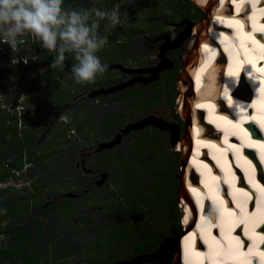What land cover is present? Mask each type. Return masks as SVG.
I'll return each mask as SVG.
<instances>
[{
  "label": "rangeland",
  "instance_id": "1",
  "mask_svg": "<svg viewBox=\"0 0 264 264\" xmlns=\"http://www.w3.org/2000/svg\"><path fill=\"white\" fill-rule=\"evenodd\" d=\"M84 2L86 0H82L75 8L97 7L111 10L115 5H119L123 23L107 33L104 30V22L100 23L98 32L107 36V43L98 55L102 62L105 58L111 59L113 64L132 73L110 71L98 80L109 76L113 79V85L128 81L123 92L128 93L127 98L106 104L101 101V104L92 105L95 110L90 113L86 110L92 106L81 111L59 112L51 134L45 139L44 144L47 148L42 151L43 156L44 153H49L50 156H44L38 161L42 164V171H36V175L34 173L29 176L24 174V162L16 170L6 167L9 161L0 162V189L4 188L2 197H18L28 193H47L58 197V194L66 191L72 192L75 189L73 187L75 180L79 179V172L73 169L74 163L65 159L63 149L66 146H71L72 142H81L83 138L80 139L79 135L85 136L88 142L95 138V134L100 137L101 134L98 133L100 130L103 131L102 135L111 134L125 125H134L143 120L147 123L121 135L113 151L117 154L116 158L111 154H95L85 161L86 168H93L95 165L106 168L107 184L101 190L94 189L82 197L77 214L69 217L64 229H60L59 224L54 225L55 231L49 248L43 246L39 249L41 251L43 248L48 249L52 254L49 253V256L36 264H122L130 258L132 260L137 256L156 252L161 242L176 239L182 233L180 223L184 221V206L180 203L177 192L180 153L174 149L170 137L172 139L175 137L173 141L181 140L185 124L180 122L184 117H180L177 112L176 99L179 94L174 80L182 69V58L189 53L194 39L193 35L185 33V29L194 22L201 21L202 10L191 0H87V5L82 7L81 4ZM38 45L36 48L39 54H44L42 51L48 53ZM2 50L3 52H0V55L4 56L2 60L10 63L15 56L20 67L16 69L17 71L10 68L5 73L0 72L1 79L5 78V74L9 75L8 77H20L26 71L30 73L32 69L38 67L29 62L23 67V57H27L29 61L35 56L34 49L29 53L28 44L20 46L18 53H12L8 47H3ZM66 56L71 61L69 64L71 67L74 63L73 57L70 54ZM40 84L39 92L42 98L51 89H58L68 101L80 86L74 85L71 79L60 80L47 87L41 82ZM30 85L31 82H27L24 88L27 89ZM28 93L33 98L38 94L34 90ZM76 93L77 96L73 99L78 103V98L86 92ZM6 95L0 97V104H5L6 109H9L14 96ZM49 105L50 103L45 108ZM71 112L74 113V119L86 116V124L97 127L84 126L76 132L74 130L76 123L72 120ZM39 116L36 120L40 123ZM51 150L54 151L53 154L50 153ZM91 157L94 163L91 162ZM70 160L76 162L77 158L73 157ZM143 163L146 165L143 166ZM159 173L163 176H158ZM11 174L13 176H10ZM134 183L144 185V193H148L147 187L150 184L156 189H160L161 185L164 190V201L167 203L174 201L177 222H172L168 217L173 215V204H167L163 209L154 208L148 203L153 205L159 203L154 199L151 201L155 203L145 202L146 195L134 201L135 211L130 204L131 198L128 197L124 204L120 196H134L137 192L136 189H131ZM68 203L69 201L65 200V203L62 201L48 210L54 211L52 214L54 220H65L62 213L69 207ZM166 215L168 219L165 218ZM23 216L24 214L20 213L19 220H22ZM6 218L1 220L0 228L8 221L16 222L18 217L11 212ZM164 232L167 234L161 236ZM45 238L47 239V235ZM151 242L154 245L149 247L148 244ZM171 242L167 241L166 245L164 244V253L159 259L138 264H162L160 260L169 252L172 264L174 253ZM6 244L5 238L2 240L0 236V246Z\"/></svg>",
  "mask_w": 264,
  "mask_h": 264
},
{
  "label": "bare ground",
  "instance_id": "2",
  "mask_svg": "<svg viewBox=\"0 0 264 264\" xmlns=\"http://www.w3.org/2000/svg\"><path fill=\"white\" fill-rule=\"evenodd\" d=\"M191 1L204 14L200 22L193 23L185 29L186 34L194 37L188 50L189 53L182 58V69L176 79L179 89L176 108L179 116L184 117L183 122L185 125L181 140L176 138L179 142L177 140L171 141L174 149L180 151L181 168L178 197L180 203L184 206V221L182 222L188 228L186 231H182L176 243L171 242V247L176 248V264H205V262L217 264L223 262V250L217 247L209 248L207 252L210 254L207 253L206 256L205 253H198L200 258H197V254L190 251L186 241L188 240V243L192 246L194 242L192 237L201 235V231L203 233L207 232L209 235L208 246H210L215 240H218L220 230L226 231L222 219V217H225L224 219L228 220L225 222L229 226L228 230L234 231L238 224L244 225L242 226L243 234L234 231V235H230L231 231H226L222 241L219 239V242L227 245L226 250L230 253L236 252L235 240L237 239L240 240L241 245H245L242 238L252 241L254 244L258 243L256 229L261 223L254 221L255 219H261L262 216L264 217V203L260 205L261 202L258 201L261 195L264 197V191H261L264 186L261 184L262 174L260 171V166H263L262 171L264 173V2H259V0ZM217 2H219L218 8ZM246 12H249V15H237ZM246 22L251 28L250 31L245 28ZM227 29H230L232 34ZM221 53L224 54L227 63L225 67L217 68L214 60L217 57L218 59L222 58ZM222 78L224 79V94L221 98H224L233 118H223L219 115L211 116L208 120L213 125L216 124L225 133L226 143L218 147L201 142L195 148H205L211 156L213 149H216L217 156L213 157L224 155L230 149H234L233 161L231 162L228 156H225L226 159H224L228 164L235 167L233 175L236 177L234 179L236 183L228 185V196L232 202L225 201L222 197L224 206L219 207L216 206L218 200L215 201L214 186L215 182L219 181L220 175L205 170L209 167L200 159L193 158V163L191 159H189V163L187 160L191 144L196 139L195 124L192 123L191 119L196 118L199 113L196 110L198 107L208 111L207 106L212 105L211 103L204 105V103H197V101H203L207 95L216 97L220 91ZM237 80H240L239 85L234 89L232 86ZM244 80L250 83L253 94H248L250 91L248 88L244 89ZM193 82L195 84L191 88ZM191 89L195 96L190 94ZM232 89L234 91L229 95ZM206 127L209 128V126ZM254 130L260 137H257ZM228 131L230 137L227 136ZM239 134L243 138L242 147L235 139ZM191 138L193 142H191ZM191 152L194 153L195 157L199 154L200 157L202 156V152ZM214 160L215 165L223 172L226 168L225 164L220 159L215 158ZM191 163L202 174L200 182L204 185V191L190 182L194 180L193 176L189 177L190 181L187 179ZM193 174L195 175L194 172ZM245 185L247 186L245 187ZM206 193L211 203L215 205L212 208L218 216L211 209L209 210V207L202 201ZM194 204H196L198 214L192 216ZM205 212H209V214ZM221 214H223L222 217ZM194 225L197 231L187 234L194 228ZM235 237L237 238L235 239ZM249 246L245 245L244 247V252L247 254H250ZM183 247L184 258L182 255ZM252 248L254 253L261 251L256 249L255 245ZM255 260L258 261L256 257ZM225 263L231 264V261H225Z\"/></svg>",
  "mask_w": 264,
  "mask_h": 264
},
{
  "label": "flooded vegetation",
  "instance_id": "3",
  "mask_svg": "<svg viewBox=\"0 0 264 264\" xmlns=\"http://www.w3.org/2000/svg\"><path fill=\"white\" fill-rule=\"evenodd\" d=\"M86 2L82 3L81 6L84 7L87 5ZM24 38L23 46H26L28 44L29 46V53L34 49L35 56H32L29 59V64H36L38 65L37 68L32 69V72L23 73L20 75V77H8L9 75L5 74V78H0V97L3 95L6 97V94L13 95L14 98L11 100V104L9 109L5 107V104H0V145L2 146L7 145V141L10 140L11 134L5 133V127L6 126H14L15 127V134L12 137L17 138L14 142H19L17 144V148L21 150L23 155V161H24V170L26 175L32 176L31 173H35L36 171H42L41 166H39V159L40 156L43 154L42 151L47 148V145L45 146L44 142L47 136L51 134L52 126L55 124L57 120V114L64 111H81L84 108L92 105H98L101 104V101H104L103 104L115 102L117 100H124L127 98L128 93H124L123 96H121L120 93L124 92L126 89V84L128 81H125L118 85H113V79L109 76L104 77V79L97 80L93 84H86V85H80L76 88V90L73 93V97L77 96L76 92H86V94H83L82 97L78 98V103L73 99L65 100V95H62L58 89H51V91H48L47 94H45V97L42 98V95H40V89L41 84H43L44 87L51 86L53 83H56L60 80H70V72L62 74V76H58L57 72L60 70L58 68H52L50 67L51 60L53 59L52 53H46L39 54L38 48L36 46L39 44L35 41L34 38L26 37ZM31 38V39H30ZM21 45V46H22ZM40 46V45H38ZM7 47L5 44H0V49ZM43 50V49H42ZM1 54V53H0ZM1 56V55H0ZM4 56L2 55L0 57V72L5 73L7 70L12 68L11 70H15L18 67H20L16 62L13 63H6L4 60H2ZM68 60V61H67ZM102 60V58H101ZM104 63H107L108 70L107 74L110 73V71L117 70L120 73L126 74L128 73V70H125L123 67L120 66V68H112L111 65L113 64L111 59L105 58ZM66 62V63H65ZM64 62V67L69 68V64L71 61L66 58V61ZM112 63V64H111ZM12 64V65H11ZM111 64V65H110ZM110 66V67H109ZM25 67V65H23ZM5 68V69H4ZM61 71V70H60ZM14 73V72H13ZM122 74V75H123ZM35 75L37 77H35ZM41 79V80H40ZM6 80H8L6 82ZM15 80V81H14ZM31 82V85L29 88H24L25 83ZM119 86L122 87L119 90L112 91V92H106V93H100L97 95H94V93H97L101 90H107L111 87ZM31 90L37 91L38 94L36 95V98L31 97L28 93ZM5 94V95H4ZM35 96V95H34ZM57 100L61 101L62 103L58 104ZM73 100V101H71ZM71 101V102H70ZM50 103V105L45 108V106ZM92 102V103H91ZM94 102V104H93ZM19 105V106H18ZM18 106V107H17ZM95 109H93V106L86 110L88 113L94 112ZM85 111V110H84ZM69 112V111H68ZM40 114V116H39ZM72 120L74 123V130L76 132H79L82 127L88 126L90 128H95L96 125L91 126L86 124V116L84 117H78V119H74V113H72ZM8 115V116H6ZM17 115V116H16ZM6 116V118H3ZM39 116V120L41 119L40 123L38 120H36V117ZM89 124V121H87ZM39 124L41 126H39ZM78 125L79 128H75V126ZM43 126V127H42ZM4 127V129H3ZM97 127V126H96ZM127 125H125L123 128H118L116 131L110 133H104L102 135L103 131L100 130L98 133L101 134L100 137H97L98 134H95V138H91L88 142L85 140V136L79 135V138L82 139L81 142H72L71 146H66L65 149V159L73 164V169L78 170L79 179L75 180L73 187L75 188L72 192L66 191L65 193L58 194L56 196L48 195L47 193L43 194H35L38 199H42V202L39 204L37 208L32 210L31 214L34 218L37 219V222L43 221L45 224L43 225L44 231L46 230V226L48 223V218L45 215H41L39 213L36 214V212H39L40 210H47L48 208H52L54 206H57L58 203L69 201L67 206H72L76 209V212H78V206L80 205L82 197H84L86 194L90 193L92 190L97 189L101 190L102 187L106 186L107 184V178L108 173L105 171L106 168H99L98 166H93V168H86L85 161L90 158V156L98 154H111L113 158L117 156L115 152H113L115 149V145L113 146H105L102 148H99L100 145L106 143H111L117 134H120L122 130L125 129ZM101 132V133H100ZM124 135V134H120ZM75 140V139H74ZM78 140V139H77ZM31 141V143H30ZM48 144V143H47ZM9 145H14V143H10ZM53 150H51L50 153L53 154ZM28 154L34 153V157L38 163H25L26 156ZM51 154V155H52ZM44 156H50L49 153H44ZM73 157L77 158L76 162L71 161ZM94 157V156H93ZM93 157H91V162H93ZM9 161L8 164H6V167L15 169L12 167V161L11 159L4 160V162ZM94 163V162H93ZM60 164V163H59ZM64 163H62L63 165ZM40 167V168H39ZM13 171V170H12ZM36 175V173H35ZM118 191V189H117ZM124 200V204H126V201L128 199V196L121 195L120 196ZM51 198V200H50ZM38 201V200H36ZM82 207V206H81ZM54 212V211H53ZM46 232V231H45ZM131 260V258H130ZM129 260V261H130ZM128 262V261H126ZM125 264V261L124 263Z\"/></svg>",
  "mask_w": 264,
  "mask_h": 264
},
{
  "label": "clouds",
  "instance_id": "4",
  "mask_svg": "<svg viewBox=\"0 0 264 264\" xmlns=\"http://www.w3.org/2000/svg\"><path fill=\"white\" fill-rule=\"evenodd\" d=\"M102 21L106 33L121 25L119 5L105 10L71 8L65 0H0V44L18 53L25 37L34 38L42 49L53 54L50 67L63 69L66 54H70L74 63L69 78L73 84H93L108 70L107 63L98 55L107 43V36L98 32ZM14 60L18 62L14 56L11 63ZM22 62L27 64V57H23ZM187 179L190 181L189 177ZM3 212L4 209H0V214ZM180 227L181 231L188 228L183 222Z\"/></svg>",
  "mask_w": 264,
  "mask_h": 264
},
{
  "label": "trees",
  "instance_id": "5",
  "mask_svg": "<svg viewBox=\"0 0 264 264\" xmlns=\"http://www.w3.org/2000/svg\"><path fill=\"white\" fill-rule=\"evenodd\" d=\"M81 1L82 0H65V4L68 7L75 8L78 5V3H80ZM201 13H202L201 15L204 14L203 11H201ZM60 70L57 72V75L60 77L62 76V74L69 72L68 68L60 69ZM174 82L176 83V79L174 80ZM120 94L121 96H123L124 93L122 92ZM57 102L58 104L62 103L60 100L59 101L57 100ZM180 122H182L181 119H180ZM75 128L78 129L79 126L76 125ZM5 133H10L13 136L15 134V127L6 126ZM12 136L10 140L6 142L7 145L5 146H2V144L0 145V162L7 160V158L11 159L12 167L15 168L13 170H16V169H19L20 165H22V162H24L22 160L24 157L22 155L21 150L16 147L19 142H14L17 140V138L12 137ZM10 143H14V145H9ZM25 156H26V159H25L26 163L28 162H31L33 164L38 163L34 157V153H31V154L27 153V155ZM41 158H44V156L41 155L40 159ZM38 165L42 167L41 163H39ZM145 165L146 164L143 163V166ZM32 174L34 173H31V175ZM10 176H13V174H11ZM158 176H163V175L159 173ZM147 184H150V183H147ZM159 187L160 189H156V187L150 184L149 187H147L148 193H144L143 192L144 185H139L138 183H134L131 189H136L137 192L134 194V196L128 195V197L131 198L130 204L132 207H134L133 210L134 211L136 210L134 201H136L139 197H142L144 195L147 196L145 199V202L155 203L154 201H156L159 203V205H156V204L153 205L152 203H148L150 204V206L154 208L163 209L165 205L167 204L174 205V201H172L171 203L170 202L167 203L166 201H164L163 199L164 190L161 187V185H159ZM3 192H4V189H0V209H4L3 214H0V222L1 220L7 219L6 216L11 214V212H12V215H16L18 218L16 222L8 221L3 225V227L0 228L1 238L2 240L3 238H5L7 242L5 246H0V264H36L37 262H39V260H42L45 257L49 256L48 254L50 253V251L48 249L43 248L42 251L39 249L40 247H43V246L49 248L51 241L53 239V232L55 231L54 225L59 224L60 229H64V226L66 227V222H68L69 217H73L74 215L77 214L75 213L76 209L72 206H69L67 208L64 207L65 212L62 213L63 215H65L64 221L54 220L52 216L53 212L48 211L50 208H48L47 210H40L39 212H36V214L39 213L41 215L47 216L48 218V223L46 226L47 228L45 232L43 229V225L45 223L43 221L37 222V219L34 218L31 214L32 210L37 208L39 204L42 202L41 198L38 199L37 197H35L36 195L32 193L22 194V195H19L18 197H10V196L2 197ZM148 195H149V198H148ZM153 199L154 201H151ZM172 209H173V215H170L168 217L171 218L172 222L175 221L176 223L177 222V212H176L175 205H174V208ZM19 212L21 214H24L22 220H19V214H20ZM165 218L168 219L167 215ZM177 228H179L178 225H177ZM166 234L167 232H164L161 234V236H165ZM45 235H47V239L45 238ZM148 245L149 247H151L154 244L153 242H151ZM51 254L52 253H50V255ZM170 257L171 255L169 252L165 255L164 259L162 258L160 260L161 263L170 264V261H171Z\"/></svg>",
  "mask_w": 264,
  "mask_h": 264
},
{
  "label": "water",
  "instance_id": "6",
  "mask_svg": "<svg viewBox=\"0 0 264 264\" xmlns=\"http://www.w3.org/2000/svg\"><path fill=\"white\" fill-rule=\"evenodd\" d=\"M192 3L194 4L193 1H192ZM111 67L112 68H120L119 65H111ZM153 71H155V70H153ZM127 72L129 73L130 71H127ZM130 73H132V72H130ZM120 88H122V87H119V86L111 87V88L108 89L109 91H107V90L104 89V90L98 91L97 93H94V95H97V94H100V93L112 92V91L114 92V91L119 90ZM145 123H147V121L146 120H143V121H140L139 123L134 124V125H127V127H125V129L122 130L120 132V134H126L130 129H136L138 127H141ZM120 134H117L116 137H115V139L111 143H109V144L104 143V144L100 145L99 148H102V147H105V146L113 147L118 142L119 137H121ZM171 140H172V137H170V141ZM172 142H173V140H172ZM180 168H181V162H180ZM179 181L180 180L178 178V190H179ZM167 241H173L174 243H176L177 239L165 240L164 242H161L159 244V247H158V249H157L156 252H154V253H152L150 255H140V256H137L136 258H134V259H132V260H130L128 262H125V264H138V263H142V262H149V261H152V260L154 261L156 259H159V257L164 253V246L166 245L165 243H167ZM172 248H173V253H174V257H173L174 258V261H173L172 264H176V262H177L176 261L177 260L176 248L175 247H172Z\"/></svg>",
  "mask_w": 264,
  "mask_h": 264
},
{
  "label": "snow or ice",
  "instance_id": "7",
  "mask_svg": "<svg viewBox=\"0 0 264 264\" xmlns=\"http://www.w3.org/2000/svg\"><path fill=\"white\" fill-rule=\"evenodd\" d=\"M261 191H264V189H261ZM243 222V221H242ZM255 226V225H254ZM245 228L247 229V224L245 223ZM235 244H236V246L237 247H241V246H243V245H241V242H240V240H235ZM247 264H250V262H247Z\"/></svg>",
  "mask_w": 264,
  "mask_h": 264
},
{
  "label": "built area",
  "instance_id": "8",
  "mask_svg": "<svg viewBox=\"0 0 264 264\" xmlns=\"http://www.w3.org/2000/svg\"><path fill=\"white\" fill-rule=\"evenodd\" d=\"M8 49H9V48H8ZM0 52H3V50H2V49H0ZM18 62H19V61H18ZM18 62H17V63H18ZM23 64L25 65V63H23Z\"/></svg>",
  "mask_w": 264,
  "mask_h": 264
}]
</instances>
